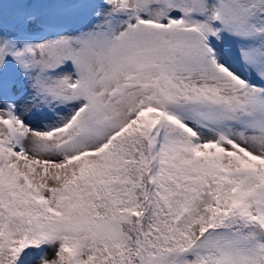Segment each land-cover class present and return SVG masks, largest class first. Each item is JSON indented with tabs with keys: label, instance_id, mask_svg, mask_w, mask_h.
<instances>
[{
	"label": "snow or ice",
	"instance_id": "1",
	"mask_svg": "<svg viewBox=\"0 0 264 264\" xmlns=\"http://www.w3.org/2000/svg\"><path fill=\"white\" fill-rule=\"evenodd\" d=\"M0 264H264V0H0Z\"/></svg>",
	"mask_w": 264,
	"mask_h": 264
}]
</instances>
